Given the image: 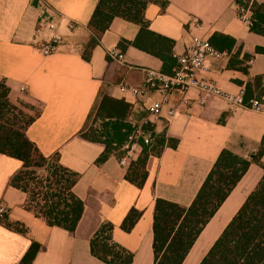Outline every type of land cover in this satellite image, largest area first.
<instances>
[{
  "label": "crops",
  "instance_id": "obj_1",
  "mask_svg": "<svg viewBox=\"0 0 264 264\" xmlns=\"http://www.w3.org/2000/svg\"><path fill=\"white\" fill-rule=\"evenodd\" d=\"M39 1L0 0V84L9 89L12 104L25 101L39 106L40 115L27 128L26 136L42 155L57 154L63 167L79 175L73 192L84 208L73 233L47 226L26 209L27 195L10 186L21 163L0 154V207L8 212L4 221L21 224L27 230L23 235L0 222V264H19L32 241L40 244L32 264H105L90 252V240L105 222L113 225L112 242L132 254L131 264H154L155 200L188 208L223 150L250 160L264 137V114L250 108H234L219 98H205L202 104L203 97L197 90L187 94L173 92L170 99L180 107V115L174 120H167L164 114L151 120L150 131L165 145L158 156L148 159L143 186H135L125 179L126 169L118 164V151L97 163L104 151L103 144L85 140L81 134L89 129L99 134V129L113 126H97L110 122L96 119L104 97L128 105L124 118L128 116L125 122L129 121L130 129L140 123L147 117V106L158 99L157 94L131 98L121 94L118 86H139L144 79L141 69L165 72L168 67L160 58L132 45L139 26L120 18L111 21L89 60H84V47L91 36L88 24L99 0H43L52 8L62 35L57 52L43 56L37 48L48 34L38 29ZM237 8L235 0H168L164 8L149 4L144 18L150 32L174 42L173 55L184 53L189 46L191 34L187 23L192 17L201 23L196 33L208 41L214 38L221 45V35L236 40L240 51L237 53L235 46L229 56L209 60L204 73L223 92L236 94L257 77L261 78V88L264 78V54L255 53L257 47L264 48V37L249 31V25L238 17ZM68 21L79 26L69 31ZM111 48L124 54L125 64L107 58L106 50ZM235 55L238 60L251 55L246 73L229 68V60ZM261 101L264 103V92ZM102 113L107 116L105 110ZM93 115L92 128L88 124ZM125 130L121 127L113 134L124 137ZM101 133L110 136L113 146L120 142L109 132ZM169 142L175 147L169 146ZM260 162L264 166V153ZM263 174L261 165L249 164L181 264H200ZM132 209L141 215L133 228L125 232L121 224Z\"/></svg>",
  "mask_w": 264,
  "mask_h": 264
},
{
  "label": "trees",
  "instance_id": "obj_2",
  "mask_svg": "<svg viewBox=\"0 0 264 264\" xmlns=\"http://www.w3.org/2000/svg\"><path fill=\"white\" fill-rule=\"evenodd\" d=\"M168 0H99L89 21L91 36L88 39L82 58L89 60L91 51L98 44V39L114 18H120L139 26V33L133 46L163 61L168 67L165 74H172L176 68L174 55L171 53L174 42L148 30L144 12L151 3L162 8ZM237 7L248 8L250 13L249 31L264 37V3L255 0H235ZM221 45L212 38L209 42L218 51L230 52L241 45L228 36H220ZM239 50V51H238ZM255 53L264 54V48L257 47ZM231 56L229 68L246 73L251 55L242 60ZM261 78H255L253 84L245 85L243 103L248 105L252 98L261 99L264 92L260 86ZM256 92V93H255ZM9 89L0 84V154L14 158L21 163L20 170L10 179V186L27 195L26 209L36 217L43 219L49 227L61 228L73 233L83 213V202L74 194L73 187L79 175L59 163L58 155L46 157L26 136L27 128L40 115L34 106L25 101L18 105L9 99ZM24 108L35 112L34 115L23 113ZM128 105L122 101L102 98L96 113V119H108L113 129L118 131L125 126L121 123ZM105 110L107 116L103 115ZM131 130V129H130ZM88 141L102 143L104 151L97 163L107 159L110 153H116L110 136L89 129L81 134ZM105 137L103 140L102 138ZM175 147L174 143H168ZM165 142L156 138L150 150L144 149L126 168L125 179L137 187H142L146 176L148 159L160 154ZM264 153V137L256 154L245 160L223 150L216 159L211 171L197 192L188 208L175 203L156 199L153 215V254L154 264H181L192 247L197 236L214 215L227 195L243 176L251 162L264 166L260 159ZM132 209L121 224V229L129 232L140 217ZM8 229L26 235V228L18 223L0 221ZM113 225L103 223L90 240V252L93 257L105 264H131L132 254L112 242ZM40 244L32 241L19 264H32ZM200 264H264V174L255 189L248 195L230 223L215 241Z\"/></svg>",
  "mask_w": 264,
  "mask_h": 264
},
{
  "label": "built area",
  "instance_id": "obj_3",
  "mask_svg": "<svg viewBox=\"0 0 264 264\" xmlns=\"http://www.w3.org/2000/svg\"><path fill=\"white\" fill-rule=\"evenodd\" d=\"M38 4L41 7L38 29L48 34V38L39 44L37 49L43 56H50L57 52L58 45L62 41V35L59 32L57 20L53 18L52 8L43 0H40ZM237 13L243 23L249 24L250 13L248 9L238 7ZM78 26L77 22H67L69 31H74ZM187 28L191 34L190 44L184 53L173 56L177 66L172 74L145 68L141 69L144 79L139 86L123 84L118 86L121 94L131 98L146 97L150 93H155L158 96V99L147 106V117L132 127L124 142L118 147V164L123 169H126L131 161L136 160L144 149L150 150L153 146L155 137L149 129L153 118L161 117L163 114L167 120H174L179 117L180 107L174 105L170 99L173 92L187 94L191 90H197L203 97L201 99L202 104L205 98H219L234 108L245 107L264 114V103L261 99L252 98L248 101V105L243 103L245 96L243 88H240L236 94H230L223 92L216 83L206 79L204 73L207 70L208 61L222 56L227 57L229 53L218 51L206 38L196 33L201 28L198 18H190ZM106 56L114 63L125 64L124 54L117 48L106 50ZM247 64H251V60ZM261 89L264 90V78ZM21 91H24V87H21ZM7 213L6 208L0 207L1 221L4 220Z\"/></svg>",
  "mask_w": 264,
  "mask_h": 264
},
{
  "label": "rangeland",
  "instance_id": "obj_4",
  "mask_svg": "<svg viewBox=\"0 0 264 264\" xmlns=\"http://www.w3.org/2000/svg\"><path fill=\"white\" fill-rule=\"evenodd\" d=\"M246 9H248V8H245V10ZM34 106V111H37L38 109H39V106L37 105V104H34L33 105ZM27 113V114H29V115H34V113L35 112H32V111H29V110H27V109H25L24 108V111H23V113ZM132 114H136V113H132ZM131 114V115H132ZM130 115V116H131ZM94 117H95V115H93V116H91V118H90V121H89V126L90 127H92L93 126V124H92V121L94 122ZM128 117V116H127ZM127 117H125V118H123V121H121V123L125 126L124 128H126V130L125 131H122V134H124L125 132V136L124 137H120V136H116V134L114 135L113 133L115 132L112 128H113V126H110V128L109 129H106V128H102V129H99L100 130V133L101 132H109V134L112 136V137H116V138H118L117 139V141H120L119 143L117 142V148L124 142V140L126 139V137H127V135H128V133L130 132V127H131V124H129L128 125V122L129 121H127V122H125L126 121V119H127ZM132 118H133V116H132ZM127 120H129V118L127 119ZM137 120H139V119H137ZM107 122V123H106ZM125 122V123H124ZM131 122H134V118H133V120H131ZM102 124H108V125H110L111 124V122H108V121H103L102 123H99V124H97V126L99 127V128H101V126H102ZM96 126V125H95ZM133 127V126H132ZM93 128V127H92ZM98 129V128H97ZM132 129V128H131ZM114 131V132H113ZM114 135V136H113ZM115 138V139H116ZM119 144V145H118ZM119 153V152H118Z\"/></svg>",
  "mask_w": 264,
  "mask_h": 264
}]
</instances>
